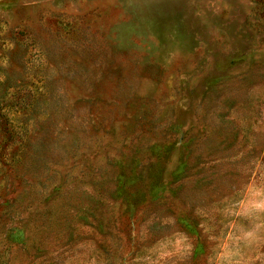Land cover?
Instances as JSON below:
<instances>
[{
  "label": "rangeland",
  "instance_id": "374dc122",
  "mask_svg": "<svg viewBox=\"0 0 264 264\" xmlns=\"http://www.w3.org/2000/svg\"><path fill=\"white\" fill-rule=\"evenodd\" d=\"M0 264H264V0H0Z\"/></svg>",
  "mask_w": 264,
  "mask_h": 264
},
{
  "label": "trees",
  "instance_id": "16d2710c",
  "mask_svg": "<svg viewBox=\"0 0 264 264\" xmlns=\"http://www.w3.org/2000/svg\"><path fill=\"white\" fill-rule=\"evenodd\" d=\"M0 164L1 165H4V169L3 170H4L5 173L7 171L9 173H11L12 170L15 169V168L12 167V165L9 164V162L6 161V159L4 158V156H1V155H0Z\"/></svg>",
  "mask_w": 264,
  "mask_h": 264
}]
</instances>
